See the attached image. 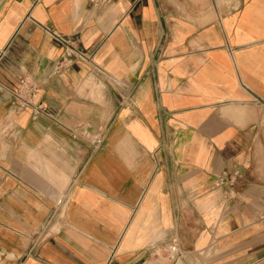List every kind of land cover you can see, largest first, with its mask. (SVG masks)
Segmentation results:
<instances>
[{
	"label": "crops",
	"instance_id": "1",
	"mask_svg": "<svg viewBox=\"0 0 264 264\" xmlns=\"http://www.w3.org/2000/svg\"><path fill=\"white\" fill-rule=\"evenodd\" d=\"M263 215L264 0H0V264H264Z\"/></svg>",
	"mask_w": 264,
	"mask_h": 264
},
{
	"label": "built area",
	"instance_id": "2",
	"mask_svg": "<svg viewBox=\"0 0 264 264\" xmlns=\"http://www.w3.org/2000/svg\"><path fill=\"white\" fill-rule=\"evenodd\" d=\"M43 31L60 49V55L55 64L54 72H60L72 65L90 64L92 62V54L81 49L74 37L62 35L49 27H44ZM8 91L10 95V105L13 111L30 110L32 118H35L38 114L44 113L42 105L34 101L38 86L28 77H21L16 87ZM101 141V138H96L94 143L100 144ZM237 178L238 176L229 178L228 182L233 184ZM221 182H223V180H221ZM262 220H264V215L262 216Z\"/></svg>",
	"mask_w": 264,
	"mask_h": 264
}]
</instances>
